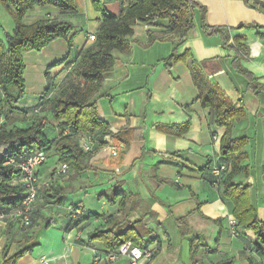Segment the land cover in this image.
<instances>
[{
    "label": "crops",
    "instance_id": "1",
    "mask_svg": "<svg viewBox=\"0 0 264 264\" xmlns=\"http://www.w3.org/2000/svg\"><path fill=\"white\" fill-rule=\"evenodd\" d=\"M195 1L205 8V22L209 26L234 28L248 23L264 26V0H257L255 7L247 5L245 0ZM73 2L75 10L67 12L59 11L50 5H35L22 19L24 25H29L40 19L55 17L60 21L71 23L74 27L73 45L69 51L66 40L57 39L38 52L24 55L23 77L26 95L24 101L17 106L27 110L26 116L41 111L38 100L46 87L44 78L46 66L61 60L67 54L69 60L76 57L81 49L91 43L88 35L94 33L99 25L100 15L93 10L90 0H73ZM105 6L112 14L119 12L118 0L109 1ZM197 18L196 14L194 29L189 31L186 39L178 45L174 44L176 38L171 34L160 33L164 31L161 26L166 24V20L153 24L137 23L130 38V52H114L113 70L104 76L102 84V92L107 96L98 100L99 118L105 121L113 132L124 127L144 129L146 138L143 142L132 141L127 145L123 143V150L120 151L117 159H110L101 153V148L97 149L89 162L106 174H120L119 180L123 182L120 189L133 195L132 202L126 207L130 208L133 205V209L136 210L132 213L147 215V217L143 216L145 226L155 222L157 224H163L165 221L173 222L172 217L191 215L187 220L188 227L184 229L189 233L181 241L175 230H164L162 236L153 230L152 235L157 237V240L151 244L156 248V253L150 264H194V261L197 262L196 264H224L229 261H232V264H264V255L256 252L255 238L250 230L239 229L240 236L236 238L226 229L227 218L232 214L231 204L221 196L222 178H220L221 183L216 186L210 184L207 172L200 171L207 161L210 160L211 164L218 161L219 140L223 128L213 127V110L202 106L198 88L190 74V67L196 65L205 78L219 86L235 106L242 105L245 109L246 118L234 124L232 135L248 138L245 146L248 156L245 163L249 165V171L246 178L238 175L234 176L233 180L248 185L249 200L256 208L259 219L263 221L264 92L252 94L245 91V80L236 74L231 66L233 52L223 48L217 36L204 34L198 26ZM9 20H12L9 10L0 3V34L13 28L14 23L13 26H9ZM148 31L155 35L151 41L148 39ZM231 35L245 36L243 43L248 47V59L242 60L241 65L249 70L259 83L264 84V38H259L256 31L248 29L232 30ZM172 51L179 56L186 53V56L183 60L170 61L166 65L164 60ZM60 69L59 66L51 70L52 74H57L58 80L67 73V70L60 72ZM28 91L38 97L31 99ZM185 121H189V128L180 136L159 131L153 126L157 123L181 124ZM142 149L148 151L143 152ZM134 159L141 161L137 165L139 169L145 167V170H150V167L158 161H162L159 168L163 170H167L165 169L167 165L180 164L187 171L186 176L190 179L184 184L188 186L189 192L180 189L171 196L170 201L162 200L156 195L157 186L152 180L150 171H147L148 179L143 183L144 189L139 190L138 178L130 179V171H128L130 162ZM44 171L43 166H40L38 169L40 179L45 175ZM141 180L144 181V178ZM129 181L134 182L130 187L127 185ZM109 186L114 188L111 181ZM176 186L181 185L176 184ZM79 192L86 193V189ZM190 193L196 197V200L191 199ZM40 194L41 189L35 202L30 233L35 227L36 220L43 214L40 210L44 206H50L46 202H40ZM78 202L88 211L82 201ZM196 203H200V213H194ZM104 206L102 201L101 208ZM140 206H144L145 211H138ZM114 212H116V204L112 205L105 215ZM49 215L53 214L42 216ZM137 219L129 217V221ZM100 220L101 218L89 217L68 231L65 230L66 225L62 226L58 229L59 234L55 235L56 237L41 236L44 244H39L40 247L35 251L31 249L30 252L22 255L16 264H37L41 255L49 257L50 264H83V262L127 264L125 259L105 261L98 254L105 253L100 242L87 244L85 238H78V230L81 228L84 231L91 230L89 226L93 229L95 225L101 223ZM121 220L122 217L119 222ZM54 222L53 220L47 227L48 230H53L56 224H53ZM9 224L0 221V251ZM127 226L128 222L122 224L120 222L118 229L121 231ZM13 233V237L19 233L16 224ZM67 233H71L72 237L67 240L68 243H65L64 235ZM17 241L14 238L8 253L16 248ZM80 253L85 254L81 257Z\"/></svg>",
    "mask_w": 264,
    "mask_h": 264
},
{
    "label": "trees",
    "instance_id": "2",
    "mask_svg": "<svg viewBox=\"0 0 264 264\" xmlns=\"http://www.w3.org/2000/svg\"><path fill=\"white\" fill-rule=\"evenodd\" d=\"M109 1L112 0H90L93 10L100 15L99 25L92 33L94 40L73 59L69 60L67 54L61 60L46 66V87L38 100L42 114L31 113L29 116L34 117L28 118L27 110L17 106L24 101L26 95L23 77L24 55L38 52L57 39H65L69 51L73 45L74 27L71 23L55 17L40 19L29 25H24L22 19L35 5H50L62 12L74 11L75 6L73 0H0L9 10L14 23L11 31L0 34V211L14 208L22 195L21 187L13 183L18 171L6 163L10 158L24 159L35 150H44L48 155L52 152L57 162L66 164L68 171L75 178L92 172L102 173L89 162L93 152L102 145L108 142H122L127 145L132 141H144V129L124 127L113 132L98 115V100L107 96L102 92V84L104 76L113 70L114 52H130V38L137 23L153 24L166 20V24L161 26L164 31L160 33L171 34L176 38L174 44L178 45L186 39L187 33L194 29L197 14L200 30L206 35L217 36L222 47L233 52L231 66L235 73L245 80V91L252 94L264 92V84L259 83L258 79L241 65L242 60L248 59V47L243 43L245 36L231 35L232 30L248 29L256 31L259 38H264L263 25L248 23L234 28L209 26L205 22V8L195 0H118L120 8L117 14H112L106 9L105 4ZM245 2L251 7L257 4V0ZM153 35L148 31L150 41L154 38ZM185 56L186 53L179 56L172 51L164 62L168 65L170 61L183 60ZM59 66L60 72L67 70L61 80L57 79V74L51 73L52 69ZM190 74L198 88L202 106L213 110V127L223 128L217 162L227 166L219 179L210 173V160L200 171L207 172L210 184L216 186L221 183L222 178L221 196L231 204V214L236 219L238 229L250 230L255 238L256 252L264 255V221L259 219L256 208L249 200L248 185L233 180V177L238 175L246 178L249 171V165L245 163L248 156L245 150L248 138L232 135L234 124L246 118L245 109L242 105L235 106L219 86L205 78L196 65L190 67ZM108 97L111 98L109 95ZM153 126L159 131L180 136L188 130L189 121L181 124L157 123ZM53 132L55 136H52ZM80 133H86L93 140L89 152H84L79 147L77 136ZM159 164H162V161L155 163ZM151 176L156 186L162 182L155 175ZM49 190L45 195V202L57 207L63 205L67 194L72 193L58 183L51 184ZM113 190V197L108 200L112 205L116 204V212L100 216L82 208V214L76 219H67L65 230H70L89 217L101 218L100 224L86 231L85 239L87 244L100 242L105 253L115 252L124 241H131L139 247L155 242L157 237L152 235L153 230L139 219L129 221V212L131 213L133 205L121 215V224L128 222V226L121 231L118 229L120 210L132 202L133 195L121 190L120 186ZM117 195L120 196L119 200ZM78 204L73 206H80ZM199 208L200 203H197L194 213H200ZM190 216L171 219L178 227L180 239L189 233L184 229L188 227L187 220ZM41 217L45 228L49 227L54 219L52 215ZM8 224L6 239L0 251V264H16L22 255L30 252L37 244L34 241L25 245L16 242L15 252L8 253L9 246L14 241L13 227L14 224L17 225V221L11 220ZM31 226L32 218L29 227ZM33 235L35 237V234ZM33 235L25 233L23 237L33 238ZM224 264H232V261Z\"/></svg>",
    "mask_w": 264,
    "mask_h": 264
},
{
    "label": "rangeland",
    "instance_id": "3",
    "mask_svg": "<svg viewBox=\"0 0 264 264\" xmlns=\"http://www.w3.org/2000/svg\"><path fill=\"white\" fill-rule=\"evenodd\" d=\"M9 26H13L12 20H9ZM0 33H1V30H0ZM72 53H74L73 50H72ZM28 96L31 99H33L37 95L35 93L34 94L31 93V91H28ZM37 97H35V98H37ZM33 114H35V113H33ZM40 114H42V113H40ZM29 117L32 118L34 116L33 115L28 116V118ZM55 135H56L55 132H53L52 136H55ZM85 135H86V133H80V136H82V137H84ZM121 150H123V149H121ZM100 151L103 155H105L106 157H108L110 159H117L119 157V154H120V151H119L117 156H110L107 154L108 149L105 147L101 148ZM92 155H91V157H92ZM135 160L136 159H134V161L130 162L131 167L129 166L128 171H130V176H131L130 179L138 178L139 190L144 189L143 183H145V181L147 182V179H148L147 178V171H150V173H152V175H155L156 177H158L159 179L162 180V182L157 186V191H156V195L159 198H161L162 200H165V201L169 200L170 201L172 199L171 196L173 194H175L176 192H179L180 189L185 190L186 192H189L188 186L187 185L185 186L184 184H186L185 182L187 180H190V179L187 178V176H186L187 171L184 170L180 164L175 165V166L174 165H167L165 168L167 170H163V168H159L161 164L153 165L150 167V170L149 169L145 170L146 169L145 167H142L139 169V167L137 165L139 161H135ZM59 164H61V163L57 162V160L53 156L52 152L49 153L45 162L42 164L43 168L45 169V171H44L45 175L41 179L40 178L38 179L39 188L41 189V194L39 197V200L41 203L45 202V195L50 191L49 187L53 183H58V184L62 185L65 189H67L68 191H72V193L67 194L66 199L62 205L63 207L61 206V207L57 208V206H51L50 205V206H44L42 208V210H40V213L42 212L43 214H46V215L49 213L53 214L52 215L54 217L53 220L55 221L53 224L56 223L57 225L55 224V227H53V230L52 229L48 230V228H45L43 222H41L42 217L41 218L39 217V219L36 220V224H35V227H34L32 233H30L31 227H28L26 229V231L19 230L18 235H16L14 237L15 239L18 240L17 243L21 244V245H25L26 243L31 244L33 241L37 242V244L32 247L33 251L38 249V247H40V245L44 244V240L41 238V236L45 235L46 237L47 236L56 237L55 235L58 236V234H59L58 229H60L64 225L67 226V219L65 216L66 213L64 211V207L67 204L75 205V204H78L79 203L78 201L80 200L83 202L85 207L88 208V210H90L92 212H96L97 214L102 216L110 209V207L112 208V204L108 200V198L113 197V193H114L113 188L111 186H109L110 181L114 185V188L116 187V189H117V187H119L120 185L123 184V182L119 180L120 174H106L104 172L97 174V173L92 172V173H87L86 175L77 176L75 178L72 177L71 172H67L63 176L62 175L61 176L56 175L55 173L53 174L52 171L55 169L56 165H59ZM143 178H144V181L141 180ZM133 183H134L133 181H129L127 183L128 187H130L131 184L133 185ZM176 184L181 185V186L178 187V186H176ZM149 187H150V184H149ZM83 189H86V193L85 192H82V193L79 192L78 193V191H81ZM191 192H193V189ZM130 193L131 192H127V194H130ZM101 194H105V195H101ZM41 195H42V198H41ZM190 196H191L192 200H196V197L193 196L192 193H190ZM116 197H118V195ZM102 201L104 202V205H105L103 208H101ZM160 204H162V203H160ZM78 205H80L79 206L80 208H84V206L81 203ZM196 206H197V203H196ZM145 209L146 208H144V206H140L138 211H145ZM127 210H128L127 207H125V209L122 208L120 210L119 217L121 218L122 217L121 215L122 214L124 215V213H126ZM133 210H136V209H131V213L129 212L130 219H137L138 218L144 224L143 216L147 217V215H145V214H134V213H132ZM76 218L77 217H75L74 219H76ZM87 219H85V220H87ZM119 219H117V220H119ZM134 221H136V220H134ZM146 226L149 229L158 232V234L160 236H162L164 230H169V231L175 230L178 234V237H179L178 227L173 222L165 221V222H163V224H157V222H155V223H150ZM89 227L92 229V226H89ZM184 228H186V227H184ZM86 229H88V227ZM77 230H78V228L76 229V231ZM82 231H83V228L78 230L79 235L80 234L83 235ZM25 233H30L32 235L35 234V237L33 235V238H25V237H23V235ZM67 234L71 239L72 234L71 233L70 234L67 233ZM76 234H77V232H76ZM224 236L226 237L225 231H224ZM27 239H28V241H27ZM181 240H183V239H180V241ZM97 242L98 241H96V243ZM15 249L16 248H13L11 253L15 252ZM85 253H80V256L83 257ZM83 264H85V263L83 262Z\"/></svg>",
    "mask_w": 264,
    "mask_h": 264
},
{
    "label": "built area",
    "instance_id": "4",
    "mask_svg": "<svg viewBox=\"0 0 264 264\" xmlns=\"http://www.w3.org/2000/svg\"><path fill=\"white\" fill-rule=\"evenodd\" d=\"M89 41L94 40V35H88ZM79 147L84 152L91 150L93 140L90 136L84 137L77 136ZM107 148V154L110 156H117L118 152L123 149L124 144L122 142H108L102 145L100 148ZM98 148V149H100ZM48 157V153L44 150H35L24 159L10 158L6 161L18 171V175L14 178L13 183L21 187V199L19 203L5 212L0 211V221L8 222L11 220L17 221L18 228L21 231L26 229L31 224L32 214L35 209V202L39 193V176L38 169L45 162ZM58 166V167H57ZM53 170V173L59 176H63L68 172L69 167L66 164H59ZM227 169V166L223 163L215 161L210 165V173L216 179H219L221 174ZM215 185V184H214ZM66 213V219L73 220L78 215L82 214V208L74 207L73 205H66L64 207ZM227 229L233 237H239L240 231L237 227L236 219L233 216L227 218ZM84 231V230H83ZM82 231V232H83ZM86 230L83 235H79L78 238H85ZM66 238L65 243L69 240L68 234L64 235ZM156 253V248L152 244H148L145 247H139L131 243V241L122 242L118 249L113 253H98L105 261L113 262L117 259H125L127 264H150ZM51 259L45 255H41L38 258L37 264H50Z\"/></svg>",
    "mask_w": 264,
    "mask_h": 264
},
{
    "label": "water",
    "instance_id": "5",
    "mask_svg": "<svg viewBox=\"0 0 264 264\" xmlns=\"http://www.w3.org/2000/svg\"><path fill=\"white\" fill-rule=\"evenodd\" d=\"M250 180V179H249Z\"/></svg>",
    "mask_w": 264,
    "mask_h": 264
}]
</instances>
